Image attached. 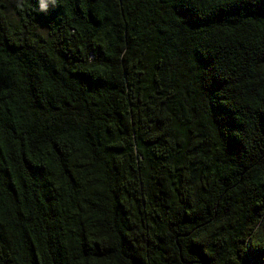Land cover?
<instances>
[{"label": "trees", "instance_id": "1", "mask_svg": "<svg viewBox=\"0 0 264 264\" xmlns=\"http://www.w3.org/2000/svg\"><path fill=\"white\" fill-rule=\"evenodd\" d=\"M0 0V264H264V0Z\"/></svg>", "mask_w": 264, "mask_h": 264}, {"label": "rangeland", "instance_id": "2", "mask_svg": "<svg viewBox=\"0 0 264 264\" xmlns=\"http://www.w3.org/2000/svg\"><path fill=\"white\" fill-rule=\"evenodd\" d=\"M13 1L16 3L15 0H8V2L6 3V4H8V7H9L10 11H12V9H13L12 8Z\"/></svg>", "mask_w": 264, "mask_h": 264}]
</instances>
